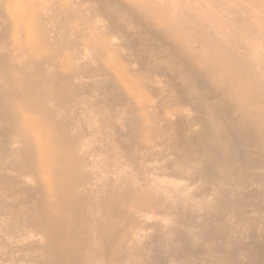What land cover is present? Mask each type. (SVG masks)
Returning <instances> with one entry per match:
<instances>
[{
    "label": "bare ground",
    "instance_id": "bare-ground-1",
    "mask_svg": "<svg viewBox=\"0 0 264 264\" xmlns=\"http://www.w3.org/2000/svg\"><path fill=\"white\" fill-rule=\"evenodd\" d=\"M96 72L133 103L84 94ZM262 172L264 0H0V248L37 236L23 264H145L153 217L179 264H264ZM195 209L242 240L206 243Z\"/></svg>",
    "mask_w": 264,
    "mask_h": 264
},
{
    "label": "rangeland",
    "instance_id": "rangeland-1",
    "mask_svg": "<svg viewBox=\"0 0 264 264\" xmlns=\"http://www.w3.org/2000/svg\"><path fill=\"white\" fill-rule=\"evenodd\" d=\"M130 38L133 40V38H134V32L132 31L131 32V34H130ZM88 60V59H87ZM89 62V64H94V63H92L90 60L88 61ZM91 62V63H90ZM86 63H87V61H86ZM97 74H95V75H91V74H88L87 76H86V78H85V80H86V82H85V84H84V87H83V90H82V92L84 93V94H87V96H89L91 93V96H92V99L93 100H95L96 98H101V97H104V98H107V97H111V98H113V97H117V98H120L121 100H126L125 102H127L129 105H130V103H129V100H128V98H126V97H128V95L126 94V92L122 89V87H121V84L118 82V79H117V76H115L116 74L115 73H111V72H105V73H100L101 75L102 74H104V75H100L99 74V72H96ZM94 76H95V78H94ZM101 76V77H100ZM98 77V78H97ZM109 77V78H108ZM92 78V79H91ZM97 78V79H96ZM114 79H116V80H114ZM97 80V81H96ZM94 81V82H93ZM115 82V83H114ZM176 82H179L180 83V81H176ZM95 84L94 86H95V89L93 90V88L94 87H92V86H89V84ZM159 83V85L158 84H156V83H154V85L155 86H157L158 85V87L161 85L160 84V82H158ZM87 84V85H86ZM90 84V85H91ZM113 84H115L114 86H113ZM89 88V90H87L86 91V93H85V89H86V86ZM120 87H119V86ZM116 86L117 87H119L118 88V90H117V88H116ZM99 89L98 91L96 90V89ZM120 88H121V90H120ZM97 92H96V91ZM120 90V91H119ZM159 90V89H158ZM93 91V92H92ZM89 92H91V93H89ZM173 92H169V93H165V96H166V94L167 95H171ZM126 94V96H123V95H125ZM110 95V96H109ZM171 96H173V95H171ZM124 97V98H123ZM91 99V98H90ZM131 101V100H130ZM132 102V101H131ZM133 103V102H132ZM78 107V106H77ZM76 107V109H78ZM80 107V106H79ZM130 108V110L131 111H133V107H129ZM225 108V107H224ZM228 108H230V107H228ZM228 108H226V112H228V113H234V112H230L229 110L230 109H228ZM134 112V111H133ZM132 112V113H133ZM77 113H80V112H77L76 111V115H78V120L80 121L79 123H81V122H83L84 124H80V126L81 127H84V125H85V128H83V129H85V131L87 130L86 128H89V130H87L86 131V133H87V135L89 136V137H92L93 138V141L94 142H92L93 144H91L90 146H89V149H88V152L89 153H91V155H93L94 154V152L96 151V153L94 154L95 155V157H99L98 155H100L101 156V153H103L104 151H105V148L103 147V145L105 144L104 142H103V140L105 139V138H103L102 136H100V135H102V134H100V132H97L96 133V130L95 129H93V128H91V127H87L88 125L86 124V120H85V118H83V116H81V114H77ZM227 113V114H228ZM80 116V117H79ZM235 116V115H234ZM182 117H184L183 115H182ZM81 120H80V119ZM173 118V117H172ZM175 118V117H174ZM234 118V117H233ZM200 126L199 125H197L196 126V124L195 125H193V129H195L196 130V128L198 129ZM93 131H94V133H93ZM232 131V128L231 127H227V128H224V129H222V132L224 133V134H226V135H229L230 134V132ZM118 132H123L121 129H119L118 130ZM98 134V135H97ZM100 134V135H99ZM97 136H98V138H97ZM95 137V138H94ZM102 137V139L103 140H100V144L98 143H96L95 141H96V138H97V141H99L98 139H100ZM101 141H102V143H101ZM105 142H106V140H105ZM96 146V149L94 148V147ZM104 146H106V145H104ZM142 147H146L147 148V146L145 145H143ZM101 148H103V150L101 149ZM91 149V150H90ZM93 150H95V151H93ZM99 150H101V152L99 151ZM159 150V149H158ZM100 152V153H99ZM159 152H161V153H157V151H155V149H154V152L152 151V154H153V156H154V159H158L159 161H161L162 162V160L164 159H166L167 158V155H165V152L162 154V151H160L159 150ZM99 153V154H98ZM159 154H161V156H163V157H161ZM97 155V156H96ZM153 156H151L150 155V159H152V157ZM157 157V158H156ZM160 159H162V160H160ZM96 160H97V158H96ZM101 160V159H100ZM99 160V161H100ZM105 160V161H104ZM110 160L111 159H109V158H103V160H101L99 163H100V165H106L105 167H101L100 165H99V163H98V161L95 163V165H96V167L98 168V170L100 169L101 170V172H102V169L101 168H106V169H103V171L105 172L106 170L109 172V174H110V172L112 171V175L111 176H113L114 174H116L115 172H116V168H113L112 167V165L114 166L115 165V163L111 160V162H110ZM163 160V161H164ZM102 162V163H101ZM104 162H105V164H104ZM106 162H108L110 165H108V163H106ZM97 163H98V165H97ZM112 163V164H111ZM114 163V164H113ZM108 165V166H107ZM101 168H100V167ZM109 167V168H108ZM111 167V168H110ZM95 168V167H94ZM97 168H95V170L97 171ZM113 168V169H112ZM111 169V170H110ZM115 170V171H114ZM166 170H168V169H166ZM170 170H172V171H175V172H177L178 170H176L174 167H170V169L168 170V171H170ZM106 171V172H107ZM114 171V172H113ZM104 172H102V173H104ZM108 172L106 173V175L108 174ZM98 173H99V171H98ZM96 174V175H99L100 176V174H102V173H100V174ZM114 173V174H113ZM181 173H183V172H181ZM263 173V183H264V172H262ZM110 175H107L108 176V178H110V181L112 180V178H111V176ZM110 176V177H109ZM184 176L187 178L188 177V179H189V182L191 181V179L193 178V175L192 174H189L188 172H187V174L184 172ZM101 177V176H100ZM103 178V177H102ZM113 179H115V176H114V178ZM104 180H106V183H104L105 181ZM104 180H102V182L106 185L107 184V182L109 181V180H107V178H104ZM112 182V181H111ZM108 184H109V182H108ZM110 185H111V183H110ZM190 192L191 193H193L194 194V192H195V188H193V187H190ZM196 193V192H195ZM164 207V206H163ZM160 208H162V206H160ZM158 210V207H156V205H150V207H149V212H151L152 211V213L155 211H157ZM163 210V209H162ZM196 210V209H195ZM154 212V213H155ZM151 213V214H152ZM200 214H202L201 215V217L202 218H208L209 220H211L212 221V224L209 226V231L211 232L212 230H213V233H217L218 235H216V236H211L210 237V235L208 234V233H206V235H205V242L206 243H208V244H214V243H218V245L220 246V247H222L221 245H224V247L226 246V248H227V246H230L231 245V242H232V246H233V248L235 247V245H236V241H239L240 239L242 240V238L239 236V235H237V233L235 232L236 230L235 229H232V227H230V228H223L222 226H220L219 224H218V221H220V217H221V215L220 214H218V215H215V214H210L209 216L207 215V212L205 211V210H203V211H195V212H193V215L191 216V227H190V229H194V228H196V229H194L195 231H203V230H205V228H202V227H197V226H195L198 222H197V220L200 218ZM219 219V220H218ZM217 221V222H216ZM155 222H156V224H155ZM173 222L172 221H168L167 222V224H172ZM147 225L149 226V228H148V226H146V228H148V230L150 229H153L155 226L156 227H158V218H155V217H153V218H150V219H148L147 220ZM155 225V226H154ZM147 230V231H148ZM149 230V232H147L146 233V229L143 231V230H141L140 232H138V234H139V236L141 237V245H140V247H142V249H146V251L142 254V256H146V258L148 259V260H145L146 262H148V261H150L151 259L153 260H151L150 261V263L151 264H172L173 262H175L176 263V261H177V263L179 264V262H178V260H176V259H174L175 258V255H173L174 254V250L172 249V250H170L168 247H167V245L166 246H163V245H165V242H164V240L162 241V240H158V237H157V235H156V232H155V236H154V231L156 230V228L154 229V231L153 230H151L150 231ZM145 232V234H143ZM153 234H152V233ZM142 234V235H141ZM153 235V236H152ZM224 236H226L227 238H224ZM237 236H238V238H237ZM155 237V238H154ZM235 237H236V240H235ZM35 238H37L38 239V241H39V238L36 236V237H33V241H35L36 242V240H34ZM157 238V240H155ZM231 238V240H229ZM240 238V239H239ZM232 239H233V241H235V242H233L232 241ZM37 241V243H35V242H32V240H31V245H29V247H33L32 249H29V248H26L27 247V245H28V242L29 241H24V242H22V243H17V244H15V246L12 248V249H10V250H7V251H5V249L6 248H4V247H2V248H0V252L2 253V254H4V255H2V254H0V259L1 260H3L4 258H5V260L7 261H5L4 260V263L5 264H23L25 261H28V260H30V259H36V254H35V252L36 251H34L35 250V248H38V246H40V243ZM154 241H156L155 242V244L157 245V243H158V245L157 246H159V247H156L155 246V244H154ZM158 241V242H157ZM151 242V243H150ZM164 242V244L162 245V243ZM147 243V244H146ZM149 243V244H148ZM233 243H235L234 245H233ZM20 244V245H19ZM25 244H27V245H25ZM151 244H153V245H151ZM160 244V245H159ZM190 244V243H189ZM221 244V245H220ZM228 244V245H227ZM147 247H146V246ZM19 246H21V248H23V249H19L20 247ZM143 246H144V248H143ZM151 246L153 247V250L151 249ZM155 246V247H154ZM232 246L230 247V248H232ZM16 247L18 248V249H16ZM140 247H137L136 249H139ZM146 247V248H145ZM224 247H222L223 248V250L225 251V252H227V251H231V250H233V249H230L229 247L227 248V250L224 248ZM25 248L26 249H29L28 250V252L27 251H25ZM152 250L151 252H150V249ZM2 249L4 250V251H2ZM142 249L140 250H138V252L139 251H142ZM149 249V250H148ZM230 249V250H229ZM21 250H23V251H21ZM31 250V251H30ZM10 253V255H8ZM29 253V254H28ZM33 253H34V256H33ZM25 254V255H24ZM150 254V255H149ZM7 255L8 256H10L11 258H12V260H10L11 258H9V257H7ZM14 255V256H13ZM16 255H18L17 257H19V259L21 260V261H18L19 259L17 258V260H15V259H13V257L15 258V256ZM151 256V257H149V256ZM1 256L3 257V258H1ZM8 258H6V257ZM21 256V257H20ZM33 256V257H32ZM28 257V258H27ZM150 259H149V258ZM237 257V256H236ZM146 258H144V259H146ZM239 258H240V256H239ZM23 259V260H22ZM28 259V260H27ZM236 259H238V258H236ZM174 260H176V261H174ZM23 261V262H22ZM144 261V263L146 264V262ZM156 262V263H155ZM200 262H204V264H208V263H210V264H213L214 263V261H212V260H208V261H206V260H203V261H200ZM207 262V263H206ZM0 263L2 264L3 262L2 261H0ZM3 263V264H4ZM176 263V264H177ZM231 263V262H230ZM229 263V264H230ZM148 264V263H147ZM201 264V263H200ZM203 264V263H202ZM215 264V263H214ZM232 264V263H231Z\"/></svg>",
    "mask_w": 264,
    "mask_h": 264
}]
</instances>
